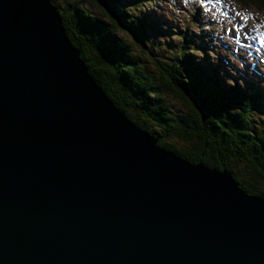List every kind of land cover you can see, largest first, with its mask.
Returning a JSON list of instances; mask_svg holds the SVG:
<instances>
[{
  "label": "water",
  "instance_id": "obj_1",
  "mask_svg": "<svg viewBox=\"0 0 264 264\" xmlns=\"http://www.w3.org/2000/svg\"><path fill=\"white\" fill-rule=\"evenodd\" d=\"M0 264H264V199L119 110L50 0H0Z\"/></svg>",
  "mask_w": 264,
  "mask_h": 264
},
{
  "label": "trees",
  "instance_id": "obj_2",
  "mask_svg": "<svg viewBox=\"0 0 264 264\" xmlns=\"http://www.w3.org/2000/svg\"><path fill=\"white\" fill-rule=\"evenodd\" d=\"M50 1L92 78L133 123L165 150L226 170L243 191L264 199V93L259 82H223L236 84L229 73L220 76V58L211 65L208 50L195 45L197 36L186 34L188 25L177 28L174 45L167 44L164 37L172 26L160 27L150 17L153 11H146V0H89L106 22L83 2ZM238 1L264 10V0ZM137 7L140 12L134 13ZM195 52L201 53L198 62ZM175 100L182 106L174 107Z\"/></svg>",
  "mask_w": 264,
  "mask_h": 264
},
{
  "label": "rangeland",
  "instance_id": "obj_3",
  "mask_svg": "<svg viewBox=\"0 0 264 264\" xmlns=\"http://www.w3.org/2000/svg\"><path fill=\"white\" fill-rule=\"evenodd\" d=\"M77 1L83 2L85 9L106 22L89 0ZM68 2L72 0H54V3ZM145 4L148 13L153 11L150 17L161 23L160 27L162 24L172 26L168 37H164L167 44L174 45L178 38L175 36L177 28L179 31L182 25H188L186 34L193 38L197 36L195 45L208 50L209 58L214 59L211 65H216V58H220L223 62L220 76L229 73L236 84L225 78L223 82L240 86L243 78L257 81L264 93V10L238 0H146ZM139 12L137 7L134 13ZM156 43L167 49L163 42ZM194 55L196 62L202 59L200 52ZM233 68L238 69L239 74L236 75ZM172 104L176 108L182 106L177 100Z\"/></svg>",
  "mask_w": 264,
  "mask_h": 264
},
{
  "label": "bare ground",
  "instance_id": "obj_4",
  "mask_svg": "<svg viewBox=\"0 0 264 264\" xmlns=\"http://www.w3.org/2000/svg\"><path fill=\"white\" fill-rule=\"evenodd\" d=\"M240 188V187H239ZM241 189V188H240Z\"/></svg>",
  "mask_w": 264,
  "mask_h": 264
}]
</instances>
